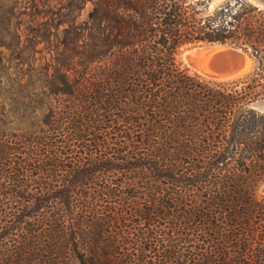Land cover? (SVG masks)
<instances>
[{"label":"trees","instance_id":"trees-1","mask_svg":"<svg viewBox=\"0 0 264 264\" xmlns=\"http://www.w3.org/2000/svg\"><path fill=\"white\" fill-rule=\"evenodd\" d=\"M217 1L8 0L0 264H264V9Z\"/></svg>","mask_w":264,"mask_h":264},{"label":"rangeland","instance_id":"rangeland-1","mask_svg":"<svg viewBox=\"0 0 264 264\" xmlns=\"http://www.w3.org/2000/svg\"><path fill=\"white\" fill-rule=\"evenodd\" d=\"M218 1H220V0H218ZM7 8H8V0H0V40H2V41H3V38L5 36H7L6 27H5L6 26ZM90 8H91L90 3L85 4V6L79 12L78 21H82V20L86 19L87 13L90 10ZM21 28H23V26ZM209 47L210 46L208 44V45L190 46V47L183 49L181 54H180V60H181L182 66L187 68L190 72H196V73L201 74L199 63L206 59V57H207L206 51L209 49ZM1 50L3 51V47H1ZM243 52L245 53L246 57L248 58V60L250 62V63H248L249 65H248L247 71L243 72L239 76H236V77L230 78V79H236V78L244 76L246 73L251 71L255 65L254 60L250 57V55L248 53H246L245 51H243ZM0 69L3 70V62L0 64ZM255 107L261 111H264V100L257 102L255 104ZM259 193L264 194V182L259 186Z\"/></svg>","mask_w":264,"mask_h":264},{"label":"bare ground","instance_id":"bare-ground-1","mask_svg":"<svg viewBox=\"0 0 264 264\" xmlns=\"http://www.w3.org/2000/svg\"><path fill=\"white\" fill-rule=\"evenodd\" d=\"M208 57H218L222 62L229 63L233 61L235 58H240L241 60V67L237 70L231 71L229 73H222L217 70L210 68L209 66H205L204 68L200 67L201 74L215 78V79H230L236 76H239L243 72L247 71L249 60L244 55L241 54L237 55V53L233 52L231 49L225 46H212L206 51ZM252 66V65H251ZM250 68V67H249ZM249 71V70H248Z\"/></svg>","mask_w":264,"mask_h":264},{"label":"water","instance_id":"water-1","mask_svg":"<svg viewBox=\"0 0 264 264\" xmlns=\"http://www.w3.org/2000/svg\"><path fill=\"white\" fill-rule=\"evenodd\" d=\"M251 2L255 3L256 5L260 6L264 9V0H250ZM210 47L212 46H225L229 49H231L233 52L237 53V55L244 54L245 53L234 46H229L226 44H209ZM246 56V55H245ZM209 66L210 68L217 70L222 73H229L231 71L237 70L241 67V60L240 58H235L233 61L229 63L222 62L218 57H206V59L199 63V66L204 68L205 66Z\"/></svg>","mask_w":264,"mask_h":264}]
</instances>
